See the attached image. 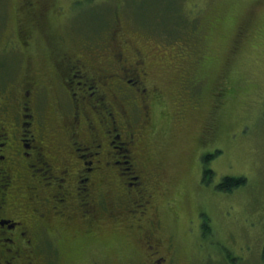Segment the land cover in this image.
<instances>
[{"label": "rangeland", "instance_id": "1", "mask_svg": "<svg viewBox=\"0 0 264 264\" xmlns=\"http://www.w3.org/2000/svg\"><path fill=\"white\" fill-rule=\"evenodd\" d=\"M132 46L160 91L143 137L161 164L152 193L176 264H264V0H0V87L53 82L52 65L92 64L91 51L109 52L112 74L115 54L133 63ZM179 101H194L184 118ZM224 177L245 182L226 192ZM112 227L81 240L78 264L138 263L135 232Z\"/></svg>", "mask_w": 264, "mask_h": 264}, {"label": "flooded vegetation", "instance_id": "2", "mask_svg": "<svg viewBox=\"0 0 264 264\" xmlns=\"http://www.w3.org/2000/svg\"><path fill=\"white\" fill-rule=\"evenodd\" d=\"M29 16L37 24L38 12ZM131 48L133 63L115 54L122 67L112 74L109 52L95 60L91 51L92 64L52 65L53 82L28 76L18 89L0 87V264H78L81 240L101 239L106 221L135 232L136 264H176L152 193L161 164L143 137L160 91ZM190 103H177L179 118Z\"/></svg>", "mask_w": 264, "mask_h": 264}, {"label": "trees", "instance_id": "3", "mask_svg": "<svg viewBox=\"0 0 264 264\" xmlns=\"http://www.w3.org/2000/svg\"><path fill=\"white\" fill-rule=\"evenodd\" d=\"M29 14H31V12H28L27 18L28 17L30 18ZM26 22L32 28V24H34V23L30 19H29V21H27V19H26ZM209 171L210 170H208V169H204V175L211 173V171L210 172ZM244 182H245V180L243 178L224 177L222 179L221 183H219L217 185V188L219 190H222V191L230 192V191H232V189L242 185ZM117 259H119V258L117 257Z\"/></svg>", "mask_w": 264, "mask_h": 264}]
</instances>
